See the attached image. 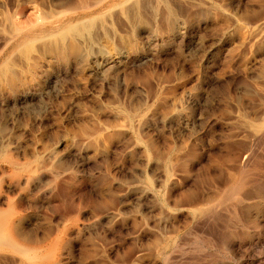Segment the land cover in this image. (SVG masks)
I'll use <instances>...</instances> for the list:
<instances>
[{"label": "rangeland", "instance_id": "rangeland-1", "mask_svg": "<svg viewBox=\"0 0 264 264\" xmlns=\"http://www.w3.org/2000/svg\"><path fill=\"white\" fill-rule=\"evenodd\" d=\"M92 1L0 0V206L50 252L0 264H264V0H128L11 38Z\"/></svg>", "mask_w": 264, "mask_h": 264}, {"label": "bare ground", "instance_id": "bare-ground-1", "mask_svg": "<svg viewBox=\"0 0 264 264\" xmlns=\"http://www.w3.org/2000/svg\"><path fill=\"white\" fill-rule=\"evenodd\" d=\"M128 0H94L92 2H89L87 4H85L86 6H82L80 7V11L73 13V14H66L64 10H51L49 11L47 14H45L43 17L44 18H48V19H51V24L48 25L47 29H45L43 26L44 25H38L34 28L30 27V28H27V29H24V30H19V31H15L11 34V38H16V37H20L22 36V40L21 41H25V40H28L29 38L33 37V36H36L38 33H44L43 31H47L46 33H53V32H58L60 31L61 29H70V28H73L75 26H77L78 24H80L83 20H80V18L82 16H86L87 14H93V13H100L101 10L103 8H108V7H111V6H115L117 4H120L122 2H126ZM152 1V0H151ZM133 2V1H132ZM144 2V0L142 1ZM152 5V3H151ZM76 6V5H75ZM74 6V8H75ZM78 6V5H77ZM130 6V5H129ZM79 7V6H78ZM131 7V6H130ZM73 8V7H72ZM132 8V7H131ZM152 8V7H151ZM69 9V8H67ZM77 9V8H76ZM129 9V8H128ZM74 10V9H72ZM141 10V9H140ZM99 11V12H98ZM147 11V10H146ZM103 12V11H102ZM101 12V13H102ZM130 14V13H129ZM144 14V13H143ZM150 15V14H149ZM114 16V15H113ZM147 16V15H146ZM82 19V18H81ZM37 21V20H36ZM128 21V20H127ZM83 24V23H82ZM8 30V29H7ZM75 32V31H74ZM44 35V34H43ZM15 43H16V39L14 40ZM7 42V41H6ZM11 45V44H10ZM149 55V54H148ZM141 110V109H140ZM139 118V117H138ZM137 118V119H138ZM243 123V122H242ZM245 125V124H244ZM253 127V126H252ZM258 127V126H257ZM256 128H253V129H257ZM244 131V130H242ZM245 133V131H244ZM248 133V131H247ZM259 133V131H258ZM249 134H251L249 132ZM248 134V136H249ZM256 134V133H255ZM245 135V134H244ZM253 135V133L251 134ZM247 136V135H246ZM244 136V137H246ZM257 136V135H255ZM263 136V135H262ZM254 136H252V140H253ZM247 139V138H246ZM258 141V140H257ZM262 141V140H261ZM262 143V142H261ZM255 144V143H254ZM252 145V144H251ZM256 146V145H255ZM259 146V145H258ZM247 148V147H246ZM253 149V147H252ZM244 150V148H243ZM247 153H250V152H247ZM248 156V154L246 155L245 154V158ZM242 158V157H241ZM243 158V160L245 159ZM251 159V158H250ZM240 160V159H239ZM241 160V161H243ZM10 161V160H9ZM8 161V162H9ZM246 161V160H245ZM14 163V162H13ZM11 164V162H10ZM243 164V163H241ZM245 164V162H244ZM247 164V163H246ZM245 164V165H246ZM241 166V165H240ZM23 168V167H22ZM22 170V169H21ZM14 172V170H11ZM16 172V171H15ZM18 172V171H17ZM21 172V171H19ZM12 173V172H10ZM14 173H12L13 175ZM21 175V174H20ZM10 200V199H9ZM11 201V200H10ZM14 208H16V206L14 207L13 206V202H6L5 203V207H1L0 206V250H3V249H13L15 251H17L18 253H20L23 257L29 259L30 261H38L40 258H47L50 256V252H47L46 248L48 247L47 244L45 245L46 248H44V246L42 247L43 249H45L44 253L43 250L42 252L40 253L39 249H41L39 247V249H37L36 247L34 246H18L14 240V236L16 235V233L18 232V230L16 231V227L14 226V217H15V213L16 211L14 210ZM202 209V208H201ZM18 214V213H17ZM19 215V214H18ZM17 216V215H16ZM18 236V235H16ZM58 238V237H57ZM30 242V244L32 245H37L35 243H39L38 241H34V240H31L29 239L28 240ZM27 241V242H28ZM50 244V243H49ZM21 245V243H20ZM54 245V244H53ZM51 247V246H50ZM52 248V247H51ZM50 249H48L49 251ZM6 251V250H5ZM8 251V250H7ZM13 252V251H12ZM54 253V252H52ZM4 255V253H3ZM54 255V254H53ZM52 255V256H53ZM17 258V257H15ZM52 258V257H51ZM45 261V260H44Z\"/></svg>", "mask_w": 264, "mask_h": 264}]
</instances>
